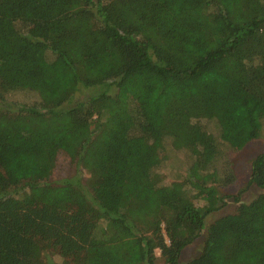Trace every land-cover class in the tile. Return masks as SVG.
Instances as JSON below:
<instances>
[{
	"label": "trees",
	"instance_id": "1",
	"mask_svg": "<svg viewBox=\"0 0 264 264\" xmlns=\"http://www.w3.org/2000/svg\"><path fill=\"white\" fill-rule=\"evenodd\" d=\"M0 101V264H180L234 181L223 143L264 137V0H0ZM249 181L187 264H264V151Z\"/></svg>",
	"mask_w": 264,
	"mask_h": 264
},
{
	"label": "rangeland",
	"instance_id": "2",
	"mask_svg": "<svg viewBox=\"0 0 264 264\" xmlns=\"http://www.w3.org/2000/svg\"><path fill=\"white\" fill-rule=\"evenodd\" d=\"M88 93V90H84L76 93V96L80 97L81 95ZM15 96L16 95H14V97L8 95L6 102L9 104L16 102L17 100L15 99ZM4 105L5 104L0 101V107ZM207 129L215 132V124L209 122L207 124ZM219 140L221 139L219 138ZM223 149H225V152L221 156V163L224 162V165L225 162H227V166H229L234 173V181L225 186H215L217 196L223 197V204L217 210L206 215L205 227L199 236L183 249L179 259L180 264H187L190 260L197 258L200 255L208 225L216 218L234 212L238 204L235 200L236 197L239 198L240 201H248L262 191L249 181V176L251 161L259 152L264 151V137L259 136L258 138L252 139L238 150H234L227 142H224ZM159 155L163 160L158 168V172L161 173L165 182L169 183L171 181L185 179L190 161L188 154H186L185 151L175 149L168 142H165L164 147L159 150ZM221 163H219V165ZM219 165L216 167L217 170L219 169ZM74 171L75 167L69 161L66 154L59 152L57 154L55 165L51 170L49 180L52 181L69 177L75 174ZM20 173H22V171H20ZM87 176L88 175L85 171L83 177L86 178ZM190 191L196 193L195 190ZM193 200L198 206H203L206 203L205 198L201 194L194 195ZM157 264H162V260L158 259Z\"/></svg>",
	"mask_w": 264,
	"mask_h": 264
}]
</instances>
